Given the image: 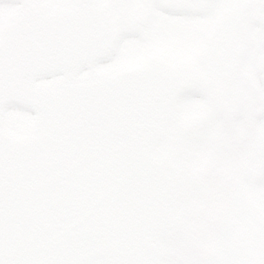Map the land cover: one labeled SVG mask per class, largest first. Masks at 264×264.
Segmentation results:
<instances>
[{
    "label": "water",
    "instance_id": "water-1",
    "mask_svg": "<svg viewBox=\"0 0 264 264\" xmlns=\"http://www.w3.org/2000/svg\"><path fill=\"white\" fill-rule=\"evenodd\" d=\"M117 45L108 10L91 0L28 3L4 25L0 264H161V239L181 232L183 171L155 147L188 82L157 58L77 77ZM54 76L64 78L36 83ZM15 105L35 129L3 123Z\"/></svg>",
    "mask_w": 264,
    "mask_h": 264
},
{
    "label": "rangeland",
    "instance_id": "rangeland-1",
    "mask_svg": "<svg viewBox=\"0 0 264 264\" xmlns=\"http://www.w3.org/2000/svg\"><path fill=\"white\" fill-rule=\"evenodd\" d=\"M146 8L147 6H143L139 11L137 9L130 13L152 11L154 15L152 37L145 41L135 36L133 42L145 50L143 57L149 53L162 56L167 65L177 69L182 77L191 82L188 91L172 104L177 111L175 118L181 132L176 133L180 137L171 133L175 138L164 139L158 145L159 149L173 150L172 154L182 167L186 180L181 198L184 230L181 236L163 240L165 256L162 264H264L262 202L257 201L258 214L254 223L258 228L257 232L250 222L240 220L243 204L239 200L244 197L240 195L237 177L243 173L245 162L240 156L235 158L231 156L240 151L236 146L237 140L229 137H234L235 127L224 132L225 130L221 129L227 122L224 119L222 121L212 119L214 114L226 115L225 106L216 94L208 95L207 102L203 104L191 102L206 92V85L199 78L196 68V60L201 56L192 49L191 44L188 49L177 54L166 56L160 53L159 11L155 10L156 7ZM147 30L148 28H144V36ZM223 37L225 38L223 31L214 30L211 39L216 69L213 74L216 78L226 81L236 68L229 66L224 53L226 38ZM127 42L128 40H125L121 44V52L119 51L111 62L99 64L93 71L102 72L125 61ZM85 73L87 71L82 74ZM57 80L59 77L40 82L49 83ZM229 105L231 111L238 116L241 111L239 101L232 98ZM4 121L17 131H27L35 127V115L19 106L9 108L4 114ZM217 136H223V141L215 142ZM227 139L231 141L228 142ZM261 154H264V150ZM258 179L256 177V180ZM262 190L263 188L260 192ZM261 196L264 194L261 193ZM255 236L259 239L255 240Z\"/></svg>",
    "mask_w": 264,
    "mask_h": 264
},
{
    "label": "bare ground",
    "instance_id": "bare-ground-1",
    "mask_svg": "<svg viewBox=\"0 0 264 264\" xmlns=\"http://www.w3.org/2000/svg\"><path fill=\"white\" fill-rule=\"evenodd\" d=\"M145 2L148 4L146 9L156 7L155 10L159 11L160 53L166 56L177 54L191 44L192 49L201 56L196 60V68L199 78L206 85V92L191 102L203 104L207 102L208 95L216 94L224 104L226 115L214 114L212 119L227 122L221 129L224 132L235 127L233 139L237 140L236 146L240 151L231 156L235 158L242 154L245 162L243 173L237 177L240 195L245 198L240 220L250 222L257 232L254 224L258 214L257 201L264 204V196H261V193L264 194V154H261L264 150V0ZM144 17L148 28L146 37L151 39L154 15L149 10ZM214 30L223 31L226 38L224 53L229 66L236 68L226 81L213 74L216 69L211 39ZM232 98L241 104L238 116L229 108ZM229 137L231 139L232 136ZM222 139L223 136H217L215 142H222ZM256 177L259 179L256 180ZM261 231L264 233V230ZM254 239L259 238L255 236Z\"/></svg>",
    "mask_w": 264,
    "mask_h": 264
},
{
    "label": "flooded vegetation",
    "instance_id": "flooded-vegetation-1",
    "mask_svg": "<svg viewBox=\"0 0 264 264\" xmlns=\"http://www.w3.org/2000/svg\"><path fill=\"white\" fill-rule=\"evenodd\" d=\"M30 1L36 2L42 6L52 9V8L63 7L69 4H74L77 2L79 3L81 0H30ZM99 1H101L102 4L106 6L109 10V14L111 17V26L115 30V35L119 39V46L117 49V53L119 51L121 52L120 49L121 44H123L125 40H128V42L126 43L128 47L125 51L127 59L125 61H122V63L118 64L117 66H114L106 71L117 69L127 64L139 62L149 57L159 56L158 54L155 53H149L143 57L145 50H143L141 45L133 42L135 36H138L141 40H145V41L150 40L149 37L144 39L143 31L144 28H146L145 25L142 24L138 25L135 22L136 19L135 16L137 13H130V11H136L137 9L139 11V8L143 6H147L148 4L145 2V0H99ZM22 7H23L22 0H0V32L2 30L3 25L10 18H12L18 11H20ZM135 7L136 9L133 10L131 9ZM90 73H94V71ZM176 113L177 111H174L172 109L166 123L168 126V130L170 132H172V126L174 124L173 120H175ZM166 136L168 137L169 135L166 134ZM163 151L169 153L172 159L174 160V156L172 154L173 151L171 149H165ZM181 234L179 236H181Z\"/></svg>",
    "mask_w": 264,
    "mask_h": 264
}]
</instances>
